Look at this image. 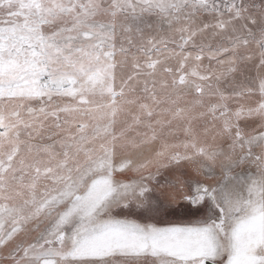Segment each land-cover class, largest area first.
<instances>
[{
  "label": "snow or ice",
  "instance_id": "6c2138e0",
  "mask_svg": "<svg viewBox=\"0 0 264 264\" xmlns=\"http://www.w3.org/2000/svg\"><path fill=\"white\" fill-rule=\"evenodd\" d=\"M0 264H264V0H0Z\"/></svg>",
  "mask_w": 264,
  "mask_h": 264
}]
</instances>
